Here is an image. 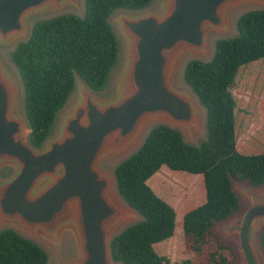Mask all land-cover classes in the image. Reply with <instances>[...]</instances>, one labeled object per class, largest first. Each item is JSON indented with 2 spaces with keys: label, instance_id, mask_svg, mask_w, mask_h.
<instances>
[{
  "label": "water",
  "instance_id": "1",
  "mask_svg": "<svg viewBox=\"0 0 264 264\" xmlns=\"http://www.w3.org/2000/svg\"><path fill=\"white\" fill-rule=\"evenodd\" d=\"M79 2L0 0V48L27 40L40 14L78 7ZM241 4L264 8V0H153L143 9L114 10L108 20L111 24L114 15L111 27L120 44L119 59L106 89L95 91L75 74L74 89L42 147L29 141L21 76L17 85L0 55V225H5L1 229L55 243L60 253L67 246L71 249V236L77 253L64 254L59 264H124L113 259L111 239L127 226L116 232L130 212L137 216L131 223L142 217L120 196L114 168L109 171L103 164L132 148L152 120H164L157 124L178 129L185 140L184 134L195 129L201 107L206 127V109L191 87L174 84L177 64L186 52L206 53L210 34L224 33L234 7ZM83 15L84 10L79 16ZM232 183L234 191V184L240 191V196L236 194L241 212L218 222L220 232L225 241H234L236 264H264L259 241L264 184L255 187L234 179Z\"/></svg>",
  "mask_w": 264,
  "mask_h": 264
},
{
  "label": "trees",
  "instance_id": "2",
  "mask_svg": "<svg viewBox=\"0 0 264 264\" xmlns=\"http://www.w3.org/2000/svg\"><path fill=\"white\" fill-rule=\"evenodd\" d=\"M153 0H84V15L62 13L34 22L29 38L10 57L24 90L29 141L42 147L56 114L74 89L75 74L95 91L107 87L119 59L120 44L109 17L116 9L139 10ZM237 34L219 38L212 57L190 59L183 80L206 109V138L184 140L166 124L149 130L140 147L114 167L122 199L141 215L111 239L115 261L124 264H230L236 253L213 232L218 222L238 211L240 201L232 179L251 186L264 184V151L240 152L236 146V100L231 92L241 66L264 58V8L239 15ZM201 174L205 201L182 216L185 246L192 255L180 261L160 255L154 245L174 234L176 212L148 183L162 166ZM264 253V226L259 235ZM48 253L11 228L0 230V264H47Z\"/></svg>",
  "mask_w": 264,
  "mask_h": 264
},
{
  "label": "rangeland",
  "instance_id": "3",
  "mask_svg": "<svg viewBox=\"0 0 264 264\" xmlns=\"http://www.w3.org/2000/svg\"><path fill=\"white\" fill-rule=\"evenodd\" d=\"M257 7L258 6L254 4H241L239 6L234 7L227 30L222 34H210V47L206 53H184L178 61L174 76V84L176 85V87H187L182 78V71L185 63L189 59H209L212 50L214 49V43L218 38L228 37L236 33V20L238 16L245 11ZM83 10L84 0H80L78 7L67 6L66 8H63L59 11L43 13L37 16L33 20V22L63 12H73L81 15V13H83ZM111 17V24L113 26L114 15ZM17 43L18 41H15L14 43L0 48V55L6 61V64L10 67V71L13 72L17 85H20V75L17 71V68L14 66L10 59V53ZM116 72L117 70L113 71L107 89L110 88ZM230 89L237 104L235 110L237 149L245 154H255L264 151V58L241 66L237 73L236 79ZM106 92L107 90L104 93ZM163 122L164 120H152L148 122L143 132L141 133L140 138L132 146V148H130L126 152L114 154V156L108 162L103 164V168L112 171L114 166L119 161H121L133 151H135V149L141 143L144 135L147 133L151 126ZM184 137L185 140L190 143H199L200 141L205 139V112L201 107L200 117L198 116L194 131L191 135L185 133ZM8 173L9 170L3 171V174ZM148 183L158 196L165 199L170 205L173 206L176 212L174 234L170 238L155 244V250L160 255L166 256L171 263L180 261L181 259L192 255V253L189 252L185 246L181 222L182 216L186 211L200 205L205 201V189L202 175H194L182 171H173L164 165L150 177ZM234 188L237 194L240 196V191L236 184H234ZM116 194L117 193L115 192V195ZM118 200L123 203L120 198H118ZM240 212L241 211L239 210L238 213L240 214ZM136 219L137 216L134 213L130 212V215L127 218L123 219L117 226L116 232L120 231L123 227H125L132 221H135ZM220 225L221 224H217L213 232L219 237L220 240H222V242L233 247L236 253V259L234 263L230 264H236L239 259H237L235 243L234 241H225L223 239L222 234L220 232ZM3 227H5V225H0V229ZM29 236L32 237L34 241L38 242L47 251L49 255L48 264H59L64 254L67 255L68 253H70L73 255L77 253L74 245V240L70 239L71 236H68V241L70 242V245H72V247L70 249V246H67L65 248L64 253L63 251L61 253L58 251V248L56 247L57 244L55 243H52L37 236Z\"/></svg>",
  "mask_w": 264,
  "mask_h": 264
}]
</instances>
